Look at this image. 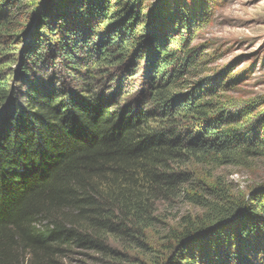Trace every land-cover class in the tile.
I'll return each instance as SVG.
<instances>
[{"label":"trees","instance_id":"trees-1","mask_svg":"<svg viewBox=\"0 0 264 264\" xmlns=\"http://www.w3.org/2000/svg\"><path fill=\"white\" fill-rule=\"evenodd\" d=\"M142 2L0 0V264H264V184L190 169L264 161V113L187 82L197 15ZM180 199L201 213L158 228Z\"/></svg>","mask_w":264,"mask_h":264},{"label":"rangeland","instance_id":"rangeland-1","mask_svg":"<svg viewBox=\"0 0 264 264\" xmlns=\"http://www.w3.org/2000/svg\"><path fill=\"white\" fill-rule=\"evenodd\" d=\"M142 6L145 11L165 6L169 10H184L191 15H197L196 30L193 31L189 47L196 49L197 61L201 58V63L190 69L187 82L192 84L210 78L213 80L212 83L223 84L216 100L224 103L226 107H240L243 102L252 101L253 115L264 113V0H143ZM102 31L97 28V32ZM30 35L26 33L24 37L26 42L30 40ZM3 52L6 53L7 50L4 49ZM8 52L11 56L10 48ZM81 61L86 63L85 60ZM9 64L15 67L16 63ZM55 69L59 70V66L57 65ZM81 71H85V68ZM95 71L99 70L96 68ZM55 72V83L61 84L65 80L66 71ZM94 75L93 83L100 85L97 87L99 90L105 79L98 72ZM16 76L13 84L17 86L21 84L22 77L19 73ZM69 78L73 80V85L78 83L73 77ZM47 79L50 80L49 76ZM134 95L136 93L133 91L128 93L126 98ZM190 169L197 180L206 184L221 179L228 191L229 199L246 195L251 188L264 184V161L260 160L254 161L246 168L230 165L215 168L194 160L190 164ZM160 209L158 228L167 224L175 227L181 216L201 213V209L196 205L182 199L165 209L162 207ZM65 264L93 262L77 256L65 260Z\"/></svg>","mask_w":264,"mask_h":264},{"label":"water","instance_id":"water-1","mask_svg":"<svg viewBox=\"0 0 264 264\" xmlns=\"http://www.w3.org/2000/svg\"><path fill=\"white\" fill-rule=\"evenodd\" d=\"M4 110V109H3ZM3 110H2V112L0 113V120H1V117H2V115H3Z\"/></svg>","mask_w":264,"mask_h":264}]
</instances>
